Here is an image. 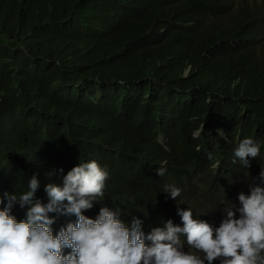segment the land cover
Listing matches in <instances>:
<instances>
[{
    "label": "trees",
    "instance_id": "1",
    "mask_svg": "<svg viewBox=\"0 0 264 264\" xmlns=\"http://www.w3.org/2000/svg\"><path fill=\"white\" fill-rule=\"evenodd\" d=\"M262 1L0 0V195L36 175L46 204L49 183L95 160L109 178L86 216L120 209L147 235L190 208L219 227L264 186ZM245 138L260 146L249 168L234 155ZM49 215L54 234L77 219Z\"/></svg>",
    "mask_w": 264,
    "mask_h": 264
},
{
    "label": "clouds",
    "instance_id": "2",
    "mask_svg": "<svg viewBox=\"0 0 264 264\" xmlns=\"http://www.w3.org/2000/svg\"><path fill=\"white\" fill-rule=\"evenodd\" d=\"M259 154L260 146L251 138L241 140L234 152L248 168L249 157ZM165 172L159 167L157 174ZM108 178L107 169L92 160L80 162L63 175L62 186L49 183L46 204L36 198L40 187L36 175L29 178L28 190L19 197L7 192L0 195V264H214L217 260L220 264H264V186L250 184V194L241 192L240 207L228 204L219 227L194 219L190 208H178L183 226L168 220L146 235L143 222L139 218L127 222L120 209L104 206L95 219L84 214L104 196ZM260 179L264 181V168ZM164 191L173 200L181 195L174 185H166ZM16 204L27 208L23 220L12 214ZM49 213L77 219L54 234L55 218ZM65 249L71 251L65 254Z\"/></svg>",
    "mask_w": 264,
    "mask_h": 264
},
{
    "label": "rangeland",
    "instance_id": "3",
    "mask_svg": "<svg viewBox=\"0 0 264 264\" xmlns=\"http://www.w3.org/2000/svg\"><path fill=\"white\" fill-rule=\"evenodd\" d=\"M262 2H264V1H262ZM259 51H260V54H261V53H264V47H263V48H259ZM232 205H235L236 208H239V207H240L239 200H238L236 203L232 204ZM237 216H239V213H238V212H237ZM225 217H226V213H219V220H220V221H222ZM211 225H212L213 227H215V226L217 225V223L214 222V223H212Z\"/></svg>",
    "mask_w": 264,
    "mask_h": 264
},
{
    "label": "bare ground",
    "instance_id": "4",
    "mask_svg": "<svg viewBox=\"0 0 264 264\" xmlns=\"http://www.w3.org/2000/svg\"><path fill=\"white\" fill-rule=\"evenodd\" d=\"M194 71V70H193Z\"/></svg>",
    "mask_w": 264,
    "mask_h": 264
}]
</instances>
